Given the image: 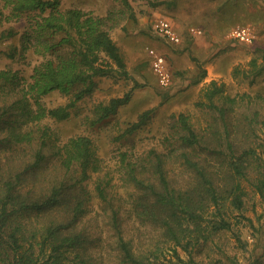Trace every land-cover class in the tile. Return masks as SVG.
Returning a JSON list of instances; mask_svg holds the SVG:
<instances>
[{
	"label": "trees",
	"instance_id": "16d2710c",
	"mask_svg": "<svg viewBox=\"0 0 264 264\" xmlns=\"http://www.w3.org/2000/svg\"><path fill=\"white\" fill-rule=\"evenodd\" d=\"M24 14L29 18L21 33V54L31 49L43 59L28 77L18 70L0 69V130H5L0 144L29 149L32 156L21 161L17 171L0 177V264L86 263V258H78L88 236L75 225L91 198L85 182L99 169L93 142L87 135H77L56 143L48 126L34 129L30 125L45 117L68 118L77 101L94 92L99 77H130L111 30L126 19H135L136 13L129 0H120L118 8L104 14L79 7L62 9L61 0H0V22L18 21ZM15 34L8 29L2 36ZM13 52L7 55L13 57ZM257 59L253 56L249 61L253 77L264 69V53L260 62ZM238 68H233L234 75ZM51 92L70 98L65 104L47 107L42 97ZM131 92L97 104L92 123L117 113L129 102ZM195 105L208 114L200 128L189 114L171 115V135L165 139L174 140L178 152L177 148L161 151L151 147L132 158L126 151L120 153V168L135 189L127 211L141 224L157 229L170 243L166 249L159 244L150 251L133 248L122 233L120 207L109 199L107 182L97 177L95 190L110 208L118 264H158L161 255L167 262L160 264H207L191 253L201 252L219 231L232 229V211L244 215L248 195L245 183L264 202V93L230 95L225 93L224 82L212 79L202 88V98ZM151 113L152 109L141 112L119 136L141 129ZM46 148L64 168L62 177L51 181L47 193H23L18 185L31 177L26 172L43 165ZM173 154L192 173V182L182 185L169 177L166 164ZM39 210L50 211L49 223L26 229L21 215ZM179 249L189 253L187 259Z\"/></svg>",
	"mask_w": 264,
	"mask_h": 264
},
{
	"label": "rangeland",
	"instance_id": "374dc122",
	"mask_svg": "<svg viewBox=\"0 0 264 264\" xmlns=\"http://www.w3.org/2000/svg\"><path fill=\"white\" fill-rule=\"evenodd\" d=\"M129 1L135 10V19H126L122 25L114 27L111 36L123 54L130 77H99L94 92L77 101L68 118L57 120L45 117L30 125L34 129L37 126H48L53 132V140L60 144L71 136L87 135L99 158L98 171L92 172L85 182L91 192V198L85 205L86 212L75 225L78 231L83 230L88 236V242L79 250L82 257L78 258H86L88 262L81 263L74 259L79 264L119 263L110 208L95 190L97 177L107 182L105 186L109 199L120 207L123 236L135 250L150 251L155 244L166 249L170 244L164 241V237L151 224H141L131 211H127L135 189L120 168L121 152L126 151L128 158L151 147L161 151L177 148L178 152L180 148L174 140L166 142L165 139L171 135V115L184 112L189 114L195 127L204 126L208 114L197 107L195 102L202 98V88L212 79L224 82L225 93L230 95L244 91L250 94L264 93V69L253 77L249 64L253 56H257L260 62L261 54L264 53V0ZM119 6L120 0H61L62 9L79 7L95 14H104ZM28 18L24 14L18 21L0 22V69L18 70L26 77L30 75L33 66L43 59L31 49L21 54V33L28 25ZM161 19L170 22L179 35V42H173L156 31L155 23ZM237 27L245 28L252 36L251 41L234 37L232 30ZM8 29H13L16 34L11 37L2 36ZM150 50L164 58L163 68L168 78L166 84L160 81L153 67L154 56ZM8 52H13V57H9ZM235 66L240 67L236 75L233 74ZM245 71H249L248 75ZM136 82L140 85L134 87ZM128 90L132 92L127 104L120 106L117 113L110 117L92 123L97 104L106 103L114 96H122ZM69 98L51 92L42 97V102L47 107H53L65 104ZM147 109H152L151 117L141 129L119 136L128 124ZM4 132L0 130V137ZM261 136L263 139L264 134L261 133ZM45 151L43 165L31 173L26 172L31 177L18 185L23 193L29 190L34 195L47 193L51 181L62 177L64 168L54 159L49 148ZM261 153L264 158V149ZM31 158L29 149L8 147L1 143L0 177L17 171L21 161ZM166 166L174 182L183 185L193 181L192 173L180 164L175 154L167 159ZM245 186L248 195L244 215L232 211V229L219 231L201 252L193 250L191 254L195 259L207 264H264V202L251 186L247 183ZM50 216V211L39 210L21 215L19 219L26 229L32 226L39 229L41 225L49 223ZM180 253L183 258H188V252L180 250ZM165 254L168 256L170 253L166 251ZM73 256L70 255L71 258ZM164 258L161 255L158 264L167 262ZM75 261L72 260L70 264H76Z\"/></svg>",
	"mask_w": 264,
	"mask_h": 264
},
{
	"label": "built area",
	"instance_id": "2783aa9c",
	"mask_svg": "<svg viewBox=\"0 0 264 264\" xmlns=\"http://www.w3.org/2000/svg\"><path fill=\"white\" fill-rule=\"evenodd\" d=\"M155 29L156 31L163 35L164 37L168 38L169 40L173 42H179L180 38L177 32L174 30L170 22L166 19H161L160 21L155 23ZM232 34L234 37L242 40V41H251L252 36L249 35V33L246 31L243 27H237L232 30ZM153 54V67L157 71L160 81L164 84L168 82L167 74L164 71L163 64H164V58L160 55L154 52V50H150Z\"/></svg>",
	"mask_w": 264,
	"mask_h": 264
}]
</instances>
